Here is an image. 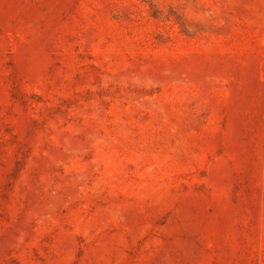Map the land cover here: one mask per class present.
Listing matches in <instances>:
<instances>
[{
  "label": "rangeland",
  "instance_id": "rangeland-1",
  "mask_svg": "<svg viewBox=\"0 0 264 264\" xmlns=\"http://www.w3.org/2000/svg\"><path fill=\"white\" fill-rule=\"evenodd\" d=\"M0 264H264V0H0Z\"/></svg>",
  "mask_w": 264,
  "mask_h": 264
}]
</instances>
